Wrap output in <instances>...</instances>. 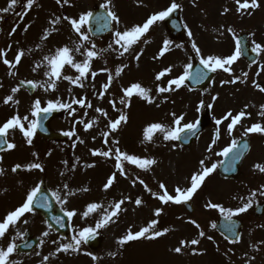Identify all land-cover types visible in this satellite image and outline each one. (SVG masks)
<instances>
[{"label": "rangeland", "instance_id": "obj_1", "mask_svg": "<svg viewBox=\"0 0 264 264\" xmlns=\"http://www.w3.org/2000/svg\"><path fill=\"white\" fill-rule=\"evenodd\" d=\"M182 1L185 0H177V3L181 5ZM188 1L189 3L191 2L192 5L197 3L198 6V12H191V18L193 21L187 25L188 27L186 29L187 34L189 30L193 34L191 37L189 35L187 37L192 41L195 40L194 42L200 49V55H197L196 53L199 60L201 57H207L209 55L220 56L222 58L227 57L228 54L231 55L235 50V37L233 36V32L235 33V36L241 34V32H247L251 35V42L255 41L256 43L264 45V0H258L260 5L257 8L259 10L258 12H255L253 9L237 11L238 5L236 4V0ZM103 2L105 3L106 0H83V2H80V0H69L68 4H63V6H61L56 3V0H36L33 7L28 9L26 7L27 0H19L18 4L12 11L8 13H0V16L3 17L0 19V50H3V52L6 53L5 57L9 61H14L15 56L21 50L24 51L25 55L22 57L20 64L16 65L15 68H10L9 65H5L4 68L8 69V72H18L19 75H25L26 73L23 69L26 68L25 62L27 60V52L36 48L34 56L37 60L34 61V67L37 63H41L42 66L34 72L32 70L34 67H32L31 64H28V67L25 69V71L28 72L26 75L29 79H34L37 84L47 81L48 77L45 75V72L48 68L46 62L43 61V57L54 54L57 48L63 46H68L74 49L75 44L80 42L77 34L72 30V27L67 20H60V23L55 25L51 24L50 21H53L56 17L60 16H62V18L65 16L69 18H78L80 14L90 11L96 4ZM243 2L244 0H241V3ZM8 3L9 0H0V9L7 7ZM170 3V0H163L161 2V7H158L155 12H152L156 13L159 8L164 9L167 4L170 5ZM130 5L133 6V4ZM110 7L114 11L118 10L117 4L114 5V2L111 3ZM123 8H125L124 5ZM123 8L121 5L119 6V9L122 11ZM225 9H228V11L225 12ZM153 13L145 10L142 11L140 9H137V11L132 9V17L136 19L137 25H142ZM132 21L133 20L130 19L128 20V23H132ZM53 28L57 30L52 31ZM151 28H153V26ZM229 28H231L233 32H229ZM13 29H15L14 32ZM25 29L27 30L25 31ZM116 29L121 31V25H116ZM45 30L52 31V34L47 40L42 41L41 37L44 35ZM160 33H163L162 28L157 35H160ZM162 36L164 37L165 34L163 33ZM145 37H147V33L145 34ZM154 37L159 39L156 35H154ZM167 37L169 38L168 35ZM196 38H199L200 40H196ZM66 39H71V41ZM171 43L174 45L182 43L183 46H186L188 41L186 39L173 40V42L170 41L169 45H171ZM59 44H62V46ZM101 45L106 46L107 44L106 42H102ZM88 47H90L89 44ZM83 51L84 48L81 49V52ZM120 51H122V49L117 46L116 50L112 52L113 56L111 53H109L108 56L106 55L107 52H103L94 59L92 61V71H95L98 74L95 78H92L91 73H89V77L85 80L83 88L79 87L78 89V87L71 85L68 81L60 80L57 81V84L61 87L56 90L61 92L55 94L54 92L51 93L48 91V93L51 94V96L53 95L54 99L57 100L65 90L62 86L70 84L73 98L77 99L79 95V98H84L85 101H88L90 95L93 97V102L94 98H96L94 95L97 94L98 90H102V85L108 81L109 73L113 74L117 68L127 65L120 76L117 77V82H112L107 94L104 95L102 105L95 103L92 108H81L79 105L73 104L72 107L76 109L75 113L73 114L68 111V113L60 119H66L65 123H62L59 126L54 123L55 127H58L57 129L62 132L75 133L74 135L69 136V141L67 143L53 145L51 143H44V147H41L39 152L36 153L32 146L29 145L23 161L17 162L16 159L13 161V163L20 164V172H12V168H7L8 161L13 157V153L18 154L23 150L21 147L23 141L20 138L25 137L18 129H15V131L10 130V143H20V147L5 154L4 161L7 157L8 158L4 169H9L12 173L10 175L15 177L17 183L20 181L25 182L26 177L28 176L29 183H33L31 189L40 183L46 174L45 177L49 180L48 185L50 189L53 192H59L62 200L65 198L68 191L75 193V195L67 197L66 203H60L65 210L69 211L74 209L77 213L71 218L73 228L71 237L85 227H94L96 221L100 218V216L98 217L96 215L93 217H90L92 215H89L86 218L82 217V213L85 211L83 209L85 203L88 204V202H90L89 200L94 198L96 203L103 204L105 208H108V210L111 211L109 205L120 201L122 198L125 200V198L130 196L129 192L131 186L133 187V180H136V178L143 181L149 179L152 190L151 203L146 206L143 211H133L130 214L127 213L129 208H127L128 206L124 203L126 213L129 216H126L125 220H120L118 222H116V219H113V222H110L106 227L98 230L99 232L102 231L104 235L106 234L103 243L104 248H101L99 251L91 250L85 244H82L78 252H73L71 250L68 252H58L57 248L61 244L72 242L71 238L67 239L60 237L59 234L48 228V225L40 216L39 218H35L34 214L27 213L23 218V221H28L26 224L19 222L15 231L12 228H9L8 231L9 234H15L14 237L9 236V239L13 240V238H15L16 240L17 238L16 243L24 239V237L22 239L17 237V232L26 233L27 230H31L36 236L40 237V244L35 250L23 257L19 256V260L23 261V264H42L44 256H48L49 259L43 261V264H102V260H104L103 256L106 257V264H109V261L120 263V261H127L130 259L133 260L131 263L134 264H216L214 259L217 261L219 260L216 256L218 255L219 257H222L225 254L228 255L230 249L234 245H229V248L227 249L226 240L218 234L215 228L211 227V225L223 215H221L218 209H210L205 206L208 203H215L222 205L225 209L234 210L242 206V203L247 202V199L251 196L253 191H257V196L253 198V204L257 201L264 200V196H260L258 191L264 186V173H261L255 167L257 164L264 165V138L258 137L252 142V151L244 161L241 175L238 174L233 180H223L218 176L216 169L214 173L206 178L202 187L193 196L192 201L194 202L193 206L195 211L189 213L186 210H183L182 214L176 216V213L172 210L177 206L171 203L167 205L162 204V202L154 197L152 193H163V190L159 188L160 183H163L169 194L173 195L175 194L174 189L177 186L185 189L190 187V178L192 174L201 170L200 161L204 160L205 165L209 167L213 163L219 165L221 156L219 157L216 155L217 151L225 147V144L234 138L233 136L237 133V130H234L232 134L229 135L227 126L223 125L222 137L220 138L222 141L219 143L220 145H211L213 134L209 131L203 134L199 141L193 144L190 148H182L178 146V141H165L163 140V134L158 132L157 134L161 136V145L160 148H155L153 153L152 146L151 148L150 146H146V143L148 142L144 141V133H142L145 128L152 123H162L168 127H172L174 119L172 113H175L177 116H184V120L181 124L191 123L200 116L209 102L213 104L215 118H219L220 116L223 117L229 111H231L232 114L242 110L246 111L244 107L239 108L243 105L250 107L247 115H255L254 112L257 107L264 104V92H261L259 88H250V92L254 95L246 94L244 93L243 88L239 86V84H245V82H236V89V83H222V81H231L237 76L238 72L242 71L243 73H247V78L253 81V84L260 82L261 87H264V53H260V60L255 66L248 67L238 60L231 66L230 73L224 72L223 70H217L218 76L208 90L210 94L194 92L184 86L180 92L181 97L177 96L178 94L176 95L173 93L172 97L169 96L167 98V103L160 108L144 105L143 103L136 101V98L143 100L142 98L133 95L129 107L125 108L123 105H117V108H121L127 114L128 121L127 123L122 122L119 129L109 136L108 144H105L102 133L108 131L107 125L109 120H115L120 115L119 112L112 108L109 103L110 100H113L115 96L120 99L123 95V89L130 87L134 83H139L142 87L151 89L150 95L154 98V101L160 102L159 96L156 92L160 81L155 79L156 75L168 68V66L172 68L171 72L176 74H183L186 69V66L184 70L183 68H176V65L178 63L181 65L180 63L183 61V58L177 55V49H174L169 53V57L175 55L176 57L170 60L167 58V61H163L162 57H159L156 64H153L155 69L154 72L153 70L150 71V69H146L147 73L143 71V68H141L143 70H135V62L131 61L129 55V53L133 52L132 49L123 56L120 55ZM156 55L158 56L157 53ZM141 58H143V56ZM186 58L189 59V55L186 56ZM84 59L85 57L83 55L76 53L75 60L77 62L83 61ZM187 63H191L190 59ZM241 67L244 69L242 70ZM65 69L71 75L76 74L75 70L70 69L67 65L65 66ZM103 69H107L108 71H102ZM257 73H259V75H257ZM167 75L161 79L164 84H166V80L173 79L169 78ZM255 77H257L256 82ZM16 78V75H9L7 73L6 80L9 85L14 86L13 88H16ZM2 81L3 80L0 81V85L3 86V83H1ZM148 81H150L151 86H148ZM248 83H250L249 80ZM2 86H0V88ZM38 88L41 92H46L43 87ZM247 89L250 90L249 88ZM22 93L20 90L14 93V95L20 98L23 102L24 113H22L20 117L22 118L23 116L28 115L31 118V112L36 98L33 100L32 98L24 97V99ZM213 97H217V99L213 101ZM38 99L45 101L41 103V106H43L47 104L48 95L40 93ZM27 100H29V103H27ZM242 100L244 101L242 102ZM201 101L204 102V107H201ZM254 106H256V108ZM96 108L105 110L108 113L107 117L102 115V113L96 112ZM8 111L11 114V110L8 109ZM85 112H87V116L84 115ZM81 118H83L85 122L95 119L96 123L91 129L85 131L83 125L78 123ZM2 120H4V118H2ZM3 123H5V121L0 122V125ZM24 123L25 127H27L26 122ZM262 125H264V123H262ZM245 129L246 128H244L243 132ZM93 137H95V139H93ZM128 138L130 141L129 145ZM81 140L83 143L80 142ZM113 140H118L119 143L113 144ZM132 142H134L135 145H133ZM23 143L28 145L26 138ZM33 143L43 146L41 142L37 140L36 135L33 138ZM33 143L31 145H33ZM122 145H124V147H122ZM210 145L212 147L211 152L208 151ZM86 146L88 149L84 155V148ZM116 147H119L121 151L127 152L128 154H130L131 151L133 155H137L141 158H153L157 163L149 170H142L135 165L131 166V164L124 162L126 175L121 176L115 168L116 161L114 157L104 158L98 156V158L94 160L91 154L92 150L99 149L107 151L109 148ZM70 149L71 152L67 155L70 159L68 160L67 165H62V163L59 162V156L57 154L61 155L62 151L67 154ZM56 156L58 163L55 160ZM86 158L90 161L89 164L94 165L93 167H88L89 164ZM70 162L73 164L72 170H70ZM32 163H40L44 168V171L41 172L38 169L29 170L28 165ZM113 172H116L115 182L121 181L122 185L117 186L114 182L113 186L107 190V195L102 196L95 188L98 184L96 178L97 176H101L99 177V181L101 182L99 187H103L104 191V184ZM5 174L9 173L6 172ZM15 179H12L11 181L6 175L3 178L6 187L9 189L5 195V200L11 204L23 202L25 200V194L15 186ZM64 184L68 185V189H64ZM139 186H141L140 191H143L142 184L138 183V187ZM84 188L88 189L86 199H84V191H81V189ZM114 188L117 191L119 199L116 202H111L110 197L115 196V191L114 194L112 192ZM137 190L138 188H136V191ZM241 197L244 199L241 200ZM21 205L18 206L20 207ZM121 207L124 209L123 206ZM157 208L163 209V212L159 217L170 224L173 223L171 228L170 226L167 227L169 231L164 235L165 238L159 237L162 238L161 240L151 239L154 241L145 240L141 248H136L135 254L132 249H129L127 254L123 257H120L121 250H113L111 252V249L114 247L113 242L127 235L129 230H131V232L135 229L139 231L140 228L148 225L151 220L158 219L159 217H155L154 215ZM250 210L251 209L246 213L240 214L238 217H234L241 218L242 221L244 220L247 223V230L242 237L243 243L246 247L254 244L251 237V232L254 227V219ZM8 213L9 211H2L0 204V218L6 216ZM134 214H136V216H134ZM192 220H195L200 225V228H197L192 224L190 222ZM263 221L264 219H256L255 223L260 226ZM46 231L49 233L48 236L43 235ZM200 231L205 233L204 237L199 235ZM209 236L212 237L211 240L207 238ZM192 239H197L200 243L197 245H190L188 242ZM53 241H56L57 243H53ZM182 241L186 242V246L182 248L180 253H176L174 249L180 247ZM5 243L6 241L0 239V247H4ZM239 249L240 246L237 250ZM37 253H39V255H37ZM89 253L91 255H89ZM109 253H115L113 256H117L116 260L112 255H109ZM130 253L134 254V256ZM128 254L129 256H127ZM93 256L97 257V259L93 260ZM233 259H236V256H234Z\"/></svg>", "mask_w": 264, "mask_h": 264}, {"label": "snow or ice", "instance_id": "obj_2", "mask_svg": "<svg viewBox=\"0 0 264 264\" xmlns=\"http://www.w3.org/2000/svg\"><path fill=\"white\" fill-rule=\"evenodd\" d=\"M19 0H9L8 6L0 9V13H8L14 9V7L18 4ZM69 0H56V3L58 5L63 6V4H68ZM36 3V0H27L26 7L28 9H31L33 5ZM112 3V0H106L104 4H102L100 7L105 9V13L103 14H97L94 17V13L92 11H86L79 15L78 18H69L67 16L63 17V19L67 20L72 30L77 34L79 38V43L75 44L74 49L70 48L68 46H63L60 48H57L52 55H46L43 57V61L46 62L48 70L45 72V75L48 77L47 81H44L40 84H37L33 81H27V84L30 85L33 89L37 87H43L44 91L49 90H56L57 88V81L65 80L68 81L71 85H75L78 87L83 88L84 87V81L88 79L89 73H91L92 78H95V76L98 74L95 71H92V61L96 59L100 54H102L105 51H108V49H112L114 45L119 46L122 51H120V55L123 56L125 53L129 52L130 49L133 48L134 45H136L138 42L141 41L143 37H145V34L149 31V29L156 24L157 22L164 21L167 18L171 16L173 12L180 9L182 6L177 3V0H171L170 5L162 11L153 13L149 16V18L142 24V25H134L130 29H126L124 31L115 30L113 32V43H110L108 45L107 49H96V44L91 40V36L96 35V32H102L105 30L110 29V25L115 22L116 25L120 24V18L117 15L115 11L112 10L110 7ZM236 4L238 5L237 11L248 9H256L260 5L258 3V0H244L243 3H241V0H236ZM228 9H225V12H227ZM250 14V13H249ZM3 17L0 16V19ZM60 17H56L53 21H50L51 24H59L60 23ZM95 19L96 24L98 27L96 28V32L93 31L92 27L90 26V23ZM185 27H187L185 25ZM27 29H25L26 31ZM57 29L53 28L52 31H56ZM15 29H13V32ZM52 31L45 30L44 35L41 37V40H47L48 37L52 34ZM229 32H233L231 28L228 29ZM188 35L191 37L193 34L189 30ZM233 36L235 37V33L233 32ZM85 42L90 45L89 47H85ZM147 43V40L144 41ZM169 44L170 41L165 40L163 42V47L161 48L159 54L157 57H154V59H158L159 57H162L165 55L167 51H169ZM253 46L251 48V51L257 54L264 53V45H261L259 43H256L255 41L252 42ZM243 45L244 41L241 39H235V50L231 55H228L227 57H220V56H214L209 55L207 57H201L200 63L203 65L202 71L197 72L195 75L190 73L188 71L192 68V64L189 63L186 66L185 71L183 74L179 75L176 78L169 79L167 81V86H158L157 87V95L161 93H168L173 92L182 86L185 85V82L188 81L190 78L194 79L197 83L202 82L203 80L208 79V72H217V70H223L224 72H231V66L240 59V57L243 55ZM39 47V45H38ZM177 47H180L177 45ZM84 48V51L81 52V49ZM192 48L195 50L197 55H200V49L197 47L196 43L193 41ZM31 51V50H29ZM74 53H80L85 57L83 61L77 62L74 58ZM25 55L24 51L21 50L14 58V61H9L8 59H3V63L5 65H9L10 68H15L16 65H19L21 62L22 57ZM6 56V53L3 52V50H0V57ZM140 56L139 54L136 55L135 59L139 60ZM68 66L70 69L75 70V75H65L64 69L65 66ZM42 66L41 63H37L36 66L32 69L34 72L37 71ZM227 66V67H226ZM127 65H124L121 68H117L115 71V76L118 77L123 72L124 68H126ZM102 71H108L107 69H103ZM172 68H166L163 71L159 72L155 79L157 81H160L163 77H165L168 73H171ZM9 75H15L14 72H9ZM244 77H247V73H243ZM259 75V73H257ZM113 75L109 73L108 75V81L102 85V90L99 92V98L103 99L105 93L108 92L109 88L112 85L113 82ZM240 79L239 77L233 78L231 81H222V83H232L235 84L237 80ZM22 84L24 82H21ZM2 86V85H0ZM261 92H264V87H260L259 85H256ZM19 91V87L13 88L12 93H16ZM71 92V88L68 90ZM123 95L119 99V104L123 105L125 108L130 106V100L133 95H137L143 100H145L147 103L152 104L154 103V98L150 95L151 89H146L142 87L139 83H134L130 87L125 88L122 90ZM217 97H213V101H215ZM10 101L18 104L19 101H14L13 95H8L4 103L8 104ZM109 103L111 104L112 108L119 112L120 115L115 120H109L107 128L108 131H105L102 133V136L104 138V143L108 144L109 136L115 133L120 125L123 123H127L128 116L127 114L121 109L117 108V101L110 100ZM73 104L79 105L81 108H92L91 102L85 101L84 98L76 99L72 98L71 102H61V100L57 99L55 101L49 100L47 101V104L45 107L41 106V100L36 99L33 104V110L31 112L32 117L34 119L29 120V116L25 115L22 118L19 114H16L12 116L10 119H8L5 123L0 125V151H5L7 149H14L16 145L14 143H10L7 139L8 133L10 130L18 129L23 136L26 138L27 144L31 145L33 143V138L36 135L37 129L41 127V114H44L43 118H47L48 114H51L54 111H58L61 109L69 110L71 113H75L76 109L72 107ZM212 104L209 103L207 105L208 108H212ZM159 107V105H157ZM201 107H204V102L201 101ZM247 107V106H246ZM262 109H264V105L261 106ZM199 110V109H198ZM96 112L102 113L105 117H107L108 113L101 109L96 108ZM245 111H240L238 114L233 115L231 111L227 112L222 119H217L215 121L216 125L219 126L223 121L229 120L230 122L227 124V131L228 134L231 135L233 130L235 129L236 125H238L242 118L246 116ZM85 116H87V112L84 113ZM260 116H264V110H262L259 113ZM173 116V126L168 127L162 123H152L148 125L144 130V141L145 142H152L153 137L156 133H162L163 134V140L165 141H179L181 140V134L186 133L190 135H196V131L198 128L199 121L181 124V122L184 120V116L180 115L177 116L175 113H172ZM27 122V127H25V123ZM78 123L82 124L85 131H88L93 127V125L96 123V120H89L85 122L83 118H81ZM250 133H259L264 134V125L261 123H255L251 127H247L244 131V136H247ZM74 132H65L64 135L71 136L74 135ZM219 138V128H217L216 136L212 141V144L216 143V139ZM95 139V137H93ZM83 143V141H80ZM113 144H118V140H113ZM6 146V148H5ZM249 148V144L247 141H244L243 143L233 139L229 146L222 149V151L216 153V155L224 157L227 160V163L225 160H221L219 162L220 165L224 166V171H230L234 169L235 164L243 157L245 151ZM208 151H212L211 145L208 148ZM91 154L93 156H101L104 158H112L114 157L116 164L115 168L120 173L121 176L126 175L124 162H127L131 165H135L139 169L142 170H149L153 165L157 163V161L153 158H141L137 155L128 154L127 152H123L120 150L119 147L116 148H109L107 151L102 150H92ZM231 154V156H230ZM35 155V154H34ZM201 170L192 174L190 178V187L188 188H181L177 186L174 189L175 194H169L166 186L163 183L159 184V188L163 190L162 194H157L153 192V196L159 199L162 204L167 205L169 203L175 204V205H181L186 204L188 201L192 200L193 196L197 193V191L202 187L207 177H209L212 173H214L218 167L217 163L211 164V166H206L205 161H200ZM94 165L89 164L88 167H93ZM20 165H16L12 168V172H16L18 168H20ZM261 173H264V165L257 164L255 166ZM29 170L31 169H38L39 171L43 172L44 168L40 163H32L28 165ZM4 174V169L0 168V175ZM63 175V173H62ZM138 179V178H137ZM116 180V172H113L112 175L108 178L107 182L104 184V190H108L111 188ZM43 181L38 183L35 187H33L26 195L25 202L15 210L11 211L6 215L3 221H0V239L5 237V234L8 233L10 227H15L18 221H20L21 217H23L26 213H33L36 208H51V202L47 195L42 194V185ZM136 183V180H133V184ZM139 183L144 185V187L151 192L152 190L148 188L146 184H144L143 180H139ZM64 189H68V185H63ZM81 191H88L87 188L81 189ZM259 191L260 196H264V186L261 187ZM75 195L74 192L68 191L65 195V198L62 200L59 192H53L52 196L56 198V200L60 203H66L67 197ZM257 196V191H253L251 193V196L247 199V202L242 203V206L236 208V209H225L220 204L215 203H208L205 207L210 209H218L221 215H223L225 219L224 224V232L229 233L232 239H229V236H225V239H229L230 243H238L240 240V234L236 232L237 224L236 221L233 220V217H238L240 214L246 213L249 209L253 208L254 200L253 198ZM244 198L241 197V200ZM125 203V200H120L114 204L109 205V208L111 211L108 210V208H105L103 204L101 203H89L86 206V211L82 213V217L86 218L92 213H100V218L96 221L95 226H89L85 227L82 230H80L77 234L73 235L71 237L70 243H64L61 244L58 248V252H68L69 250L73 252H78L80 250V247L82 244H87L88 241L95 239L96 234L99 229H102L106 227L110 222H113V218L118 216V214L123 210L122 205ZM135 204L137 206L142 204L141 199H136ZM163 212L162 208H157L154 212V215L156 217H159ZM76 211L69 210L65 213V215L69 218V220L76 215ZM53 219L56 221L57 224H59L61 227H64L63 224V217H53ZM27 220H24L23 223H27ZM192 224H194L197 228H200V225L195 221H190ZM159 221L157 219H153L150 221V223L141 228L140 231L136 233H132L131 230L128 231L127 235L123 236L120 240H118V244L125 245L130 241H135L141 238L144 239H155L157 237H161L165 235L169 229L165 228L163 230L157 229ZM212 228H216L217 225L213 223L211 225ZM48 228L51 229L52 225L48 224ZM224 234L223 232L221 233ZM26 235V233H19L17 232V237L23 238V236ZM44 236H48L49 233L46 231L43 233ZM199 235L201 237L205 236V233L203 231L199 232ZM209 240L212 239L211 236L207 237ZM53 243H57L56 241H53ZM190 245H197L200 243L197 239H192L190 242ZM30 246V245H28ZM186 246V242L182 241L180 247H176L174 251L176 253H180L182 251V248ZM20 247L16 243L15 238L7 245L6 248L0 247V264H18L17 261L10 259V257L13 255L14 252L17 251V249ZM39 255V253H37ZM89 255H91L89 253ZM109 255H115V253H109ZM49 259L48 256L43 257V261H47ZM93 260H96L97 257L93 256ZM254 259V258H253ZM42 261V264H43Z\"/></svg>", "mask_w": 264, "mask_h": 264}, {"label": "water", "instance_id": "obj_3", "mask_svg": "<svg viewBox=\"0 0 264 264\" xmlns=\"http://www.w3.org/2000/svg\"><path fill=\"white\" fill-rule=\"evenodd\" d=\"M171 18H173L174 21L178 22V17H177V14H176L175 12H173V13L171 14V16L169 17V24H170ZM241 40L244 41L243 51H246V52L248 53V55H251L252 57H254L253 59H255L256 54H255L254 52L251 51V48L249 47V44H248V41H247V36H243V37L241 38ZM196 65H197V64H196ZM197 69H199V70H203V67L200 66V67H198ZM208 74L210 75V76L208 75L209 78L213 75L212 72H208ZM204 123H205V120L203 119L202 122H201V126H200V128H202V127L204 126ZM245 154H246V152L244 153L243 157L245 156ZM243 157H242V158H241V159L235 164L233 170H230V171L225 172V171H224V166L222 165L221 168H220V174H221V176H223V177H231L232 175L236 174V173L239 171V167H240V165H241V162H242ZM226 163H227V161H226ZM48 197H49V199H50L51 205L54 206V204H53V200L51 199L50 196H48ZM52 213H53V215H52V217H51V221L54 223L55 220L53 219V217H60V215H61L62 213H60L59 210H55V209L52 211ZM62 215H63V214H62ZM46 216H48V214H46ZM63 216H64V217H63V221H62V222H65L67 218H66L65 215H63ZM224 224H225V220H220V221L217 223V226H218V229H219L221 232H223L225 235H227L228 233L224 232ZM236 224H237V223H236ZM53 225L56 226L55 224H53ZM58 229H59L61 232H63V233H66V232L68 231L67 228L64 230L63 228L61 229L60 226H58ZM236 229H238V226H237ZM227 236H229V235H227ZM229 237H231V236H229Z\"/></svg>", "mask_w": 264, "mask_h": 264}, {"label": "flooded vegetation", "instance_id": "obj_4", "mask_svg": "<svg viewBox=\"0 0 264 264\" xmlns=\"http://www.w3.org/2000/svg\"><path fill=\"white\" fill-rule=\"evenodd\" d=\"M163 0H154V5H158L159 3H161ZM259 10H255V12H258ZM257 18V17H256ZM255 18V19H256ZM110 40V39H109ZM59 119H61V117H58ZM58 118H55L52 120V123H61V120H59ZM234 137L235 138H239L241 137L239 133H236L234 134ZM215 137H213L214 139ZM212 139V141H213ZM212 141H211V145L213 146H216V145H220L218 142L220 141L219 139H216V143L215 144H212ZM222 151V150H221ZM220 152L219 150L217 151V153ZM255 212V210H254ZM258 217H264V214L261 213V214H258ZM243 258H244V264H253L252 263V259H257L259 264H264V246L263 245H259L257 246V251L255 254H252V253H249L248 252V249H243Z\"/></svg>", "mask_w": 264, "mask_h": 264}]
</instances>
